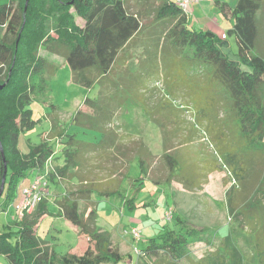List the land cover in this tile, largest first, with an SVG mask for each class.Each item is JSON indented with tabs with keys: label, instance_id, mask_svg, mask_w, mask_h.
<instances>
[{
	"label": "trees",
	"instance_id": "1",
	"mask_svg": "<svg viewBox=\"0 0 264 264\" xmlns=\"http://www.w3.org/2000/svg\"><path fill=\"white\" fill-rule=\"evenodd\" d=\"M24 5L25 0H0V146L7 170L0 211L12 202L20 181L44 169L56 154L44 141L29 145L26 153L18 148L19 135L36 123L29 104L46 90L44 75L57 70L40 56V49L63 58L74 83L87 89L97 85V97L85 98L71 123L99 138L85 142L65 129L57 133L64 139L58 156L63 163L53 171L47 168L48 186L74 180L78 187L54 201L53 214L44 195L31 213L12 216L0 231V257L8 264H117L122 259L110 233L96 226L91 198L116 197L129 209L132 199L123 198L118 190L124 179L121 167L127 169L136 157L142 176L150 170L148 147L141 141L121 145L127 131L121 128L119 134L113 126L126 106L134 105L159 129L161 157L168 169L164 184L173 179L186 192L201 191L208 176L223 168L234 180V187L226 191L232 228L214 236L218 243L209 241L210 249L193 257L189 246L201 241L198 235L205 228L189 231L168 224L136 251V264H264V0H236L233 5L215 0L223 17L232 20L222 35L192 28L188 11L175 0H162L144 27L135 15L136 34L142 28L143 32L136 37L141 46L133 59L126 49L136 35L130 37L124 28L129 13L123 0H29L26 9ZM130 60H136L135 69ZM157 84L162 98L149 103L153 96L148 95L159 89ZM177 136L184 141L176 146ZM188 144L199 147V152L190 145L185 154L189 159L182 150L173 156ZM89 159L118 163L108 172L119 180L112 185V179L105 184L97 181L99 170L90 168ZM2 172L0 154V180ZM46 215L75 228L79 251L57 255L36 237L35 226Z\"/></svg>",
	"mask_w": 264,
	"mask_h": 264
},
{
	"label": "rangeland",
	"instance_id": "2",
	"mask_svg": "<svg viewBox=\"0 0 264 264\" xmlns=\"http://www.w3.org/2000/svg\"><path fill=\"white\" fill-rule=\"evenodd\" d=\"M123 1L129 13V20L124 28L130 37L136 35L132 45L126 49V55H132L133 59L138 57L141 46L136 37L143 32L142 28L139 35L136 34L139 25L138 21L143 27L147 25L153 15V9L162 0ZM228 1L233 5L236 0ZM192 2L194 5L191 4ZM187 11L189 12V25L194 29L209 28L215 33H220L230 29L232 25V20L223 17L219 8L215 6V0H190ZM78 22L80 23V20ZM228 40L233 49H235L233 38L228 37ZM39 54L57 67V70L52 76L44 75L46 90L35 96L29 104L28 108L31 110L32 119L36 123L31 129L23 131L19 135L18 148L20 152L25 153L28 151L29 145L44 141L52 145L56 155L60 154L64 139H59L57 133L62 129H65L67 134L75 135L78 140L96 142L99 138L97 133L74 126L71 123V118L85 98L97 97V85L87 89L74 83L71 71L64 63L63 58L45 53L43 49L39 50ZM130 61L131 68L135 69L136 64L134 63L136 60ZM157 86L159 89L152 94L150 92V95L146 91L148 96H153V98L148 99L149 103L153 101L156 104L162 98L161 85L157 84ZM186 117L188 118L189 116ZM53 123H55V129L52 131ZM113 126L119 129V134H121V128H125L127 131L126 134L122 133L123 135H121L122 139L119 142L121 145L131 147L133 142L141 141L152 154V157L147 161L150 170L148 169L143 176L136 157L129 161L127 169L121 167L120 175H123L124 179L120 180L118 190L123 198L132 199L134 204L131 208L128 209V206L116 197L101 198L94 195L91 198L96 205V226L110 233L112 240L122 254V259L117 264H136V251L142 249L147 240L157 237L169 225L174 226L176 224L189 231L190 229L199 231L200 227L205 228L201 232L204 234L198 235L201 241L195 240L196 242L189 246L193 257L201 256L210 249L209 241L218 243L219 240L214 236L221 235L227 228L224 226L227 218L223 219L225 217L223 214V199L224 197L226 198L225 192L230 187H234V180L226 169L223 168L208 176L207 182L203 185L201 191L186 192L173 179H169L170 184L166 185L164 181L168 180V169L161 157L163 152L162 143L157 126L145 116L140 108L134 105H127L124 115H118L113 122ZM183 127L187 129L186 126ZM180 140L183 139L177 136L175 139L176 146L180 143ZM189 146L195 152L199 149L194 144L182 145L174 151L173 156L175 153L180 154L182 150L186 160L189 159L185 156ZM193 158L192 160H194ZM62 163L61 157L53 158L46 163L45 168L53 171L54 168L62 166ZM88 165L90 168L99 170L95 175L97 181L104 182L103 184L112 179V185L116 180H119V178L111 176L108 172L110 166L116 170L115 166H118V163H113L112 161L103 163V159H89ZM104 165L105 167L103 168ZM34 179L35 177L30 173L20 181V186L18 185L17 190L19 189L20 191L23 185H29ZM137 180H141V183ZM56 182L48 186L47 203L49 206L47 208L51 214L56 212V208L53 207L54 201L60 200L68 194L67 192H70L74 187H78V183L74 180ZM92 202L88 203V206L92 207L94 205V202ZM18 203L19 195L16 192V196L5 208V211H0V231L14 218L12 216L17 214L15 207ZM79 207L82 209L83 203L79 202ZM168 210L171 211L173 216L169 221L165 219V212ZM130 228L139 230V239H133L129 235L124 234V231ZM208 229H210L209 233ZM35 235L40 241L47 242L52 246L57 255H64L68 251H79L81 241L75 228L55 215H46L40 218L35 226ZM0 264H8V262L3 257H0Z\"/></svg>",
	"mask_w": 264,
	"mask_h": 264
},
{
	"label": "built area",
	"instance_id": "3",
	"mask_svg": "<svg viewBox=\"0 0 264 264\" xmlns=\"http://www.w3.org/2000/svg\"><path fill=\"white\" fill-rule=\"evenodd\" d=\"M180 8L187 11L189 0H175ZM47 172V168L44 167L42 170L35 171V179L32 183L27 186H23L19 191V203L15 207L17 213L26 211V213H31L37 202L42 196L48 194V182L44 173ZM172 213L170 210L165 212V219L167 221L171 220ZM125 235H129L133 239H139V230L136 228H130L124 231Z\"/></svg>",
	"mask_w": 264,
	"mask_h": 264
},
{
	"label": "crops",
	"instance_id": "4",
	"mask_svg": "<svg viewBox=\"0 0 264 264\" xmlns=\"http://www.w3.org/2000/svg\"><path fill=\"white\" fill-rule=\"evenodd\" d=\"M192 4H193V2H192ZM193 5H194V4H193ZM207 24H209V23H207ZM208 30H210V29L208 28ZM210 31H212V30H210ZM225 31H226V30H225ZM225 31H223V32L221 31L220 33H218V32L215 33L214 31H212V32H214V33L217 34V35H222ZM203 140H204V138H202V136H201V138H200L198 141L202 142ZM198 148H199V147H198ZM203 149H204V151H205V149H207V146L203 147ZM197 151L199 152V149H198ZM25 153H26V152H25ZM58 156H59V154H57V155L55 154L54 158H57ZM213 173H214V172H213ZM213 173H211V174H213ZM31 174H32L33 176H35L36 173H35V172H31ZM211 174H210V175H211ZM217 174H218V173H217ZM210 175H209V176H210ZM19 186H20V185H19ZM19 186H18V187H19ZM23 186H25V185H23ZM23 186H22V187H23ZM26 186H27V185H26ZM18 191H19V189L17 190V193H18V195H19V192H18ZM225 193H226V192H225ZM223 200H224V201H223V207H224V208H223V214H224V216H225L223 219L225 220V218H227V219H226V223H224V226L227 227V228H226V230H225L224 232H222V234L226 233V231H228V232L231 231V228H232L231 224H229V218H228L229 216H228V211H227V206H226V198L224 197ZM60 219H61V218H60ZM221 230H222V229H221ZM83 247H84V246H82V248H83Z\"/></svg>",
	"mask_w": 264,
	"mask_h": 264
},
{
	"label": "water",
	"instance_id": "5",
	"mask_svg": "<svg viewBox=\"0 0 264 264\" xmlns=\"http://www.w3.org/2000/svg\"><path fill=\"white\" fill-rule=\"evenodd\" d=\"M29 0H25V5H24V9H26V5H27V2ZM3 85L0 86V89H2ZM0 154H1V157H2V160H3V172H2V176H1V180H0V197L2 195V192H3V189H4V185H5V177H6V165H5V162H4V157H3V151H2V148L0 146Z\"/></svg>",
	"mask_w": 264,
	"mask_h": 264
}]
</instances>
